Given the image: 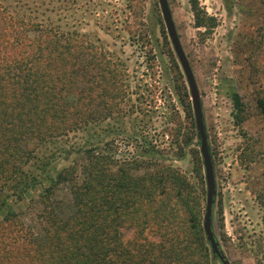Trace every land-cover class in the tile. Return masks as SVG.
Masks as SVG:
<instances>
[{
	"label": "trees",
	"instance_id": "trees-1",
	"mask_svg": "<svg viewBox=\"0 0 264 264\" xmlns=\"http://www.w3.org/2000/svg\"><path fill=\"white\" fill-rule=\"evenodd\" d=\"M188 1L197 26L214 25L198 0ZM168 54L177 97L192 117L170 48ZM106 56L83 34L44 25L0 1V206L8 197H30L28 209L0 219V264H214L202 225L197 149L195 180L161 158L117 162L91 139L71 146L82 161L74 158L53 175L52 155L37 153L41 144L98 122L102 109L122 111L125 73ZM79 78L87 80L79 84ZM231 99L238 123L244 103L237 92ZM256 106L264 114L263 95H256ZM146 165L148 171L133 172ZM43 181L33 197L30 190ZM60 186L66 198L57 195Z\"/></svg>",
	"mask_w": 264,
	"mask_h": 264
},
{
	"label": "rangeland",
	"instance_id": "rangeland-1",
	"mask_svg": "<svg viewBox=\"0 0 264 264\" xmlns=\"http://www.w3.org/2000/svg\"><path fill=\"white\" fill-rule=\"evenodd\" d=\"M0 1L44 25L83 34L105 51L108 59L119 62L125 73L122 111L104 114L102 109L95 124L40 145L39 155H52L50 174L74 158L82 161V155L71 146L91 139L101 154L117 162L161 158L195 180L197 164L192 149H197L203 175L201 197L205 200L190 95L192 117L177 97L169 48L188 86L158 0ZM167 2L201 101L215 178L214 235L230 264H264V114L256 106V95L264 96V0H198L203 13L214 18V25L206 26L196 25L188 0ZM86 80L79 78L78 83ZM234 92L244 103L243 119L238 123L232 116ZM187 130L189 141L185 140ZM111 168L114 170L116 163ZM143 171H148L147 165L133 172ZM45 183L35 184L31 195L35 197ZM67 194L66 188H58L59 197ZM3 202L0 219L8 210L28 209L30 197H8ZM29 214L32 212L26 215L31 221ZM124 235L130 239L131 231L125 230ZM214 264L222 263L215 259Z\"/></svg>",
	"mask_w": 264,
	"mask_h": 264
},
{
	"label": "water",
	"instance_id": "water-1",
	"mask_svg": "<svg viewBox=\"0 0 264 264\" xmlns=\"http://www.w3.org/2000/svg\"><path fill=\"white\" fill-rule=\"evenodd\" d=\"M158 3L160 6V11L162 14L164 25L168 34V38L172 44L174 53L180 64V67L182 69V72L184 74L188 86V92L192 104V111L194 114L196 134L199 139V149L202 157L204 178L206 184L205 208H204L203 223H202L204 233L206 235V239L209 242V246L211 248L213 255L216 256L222 264H230L223 255L212 228V211H213V203L215 197V178H214L211 154L209 151V145L207 141V134L205 130V123H204L199 92L197 89V85L189 61L180 43L168 2L167 0H158Z\"/></svg>",
	"mask_w": 264,
	"mask_h": 264
}]
</instances>
